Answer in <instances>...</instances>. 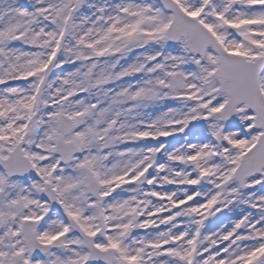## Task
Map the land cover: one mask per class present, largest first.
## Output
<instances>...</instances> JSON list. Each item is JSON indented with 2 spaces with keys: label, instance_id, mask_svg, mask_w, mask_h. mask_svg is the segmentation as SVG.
I'll return each instance as SVG.
<instances>
[{
  "label": "snow or ice",
  "instance_id": "6c2138e0",
  "mask_svg": "<svg viewBox=\"0 0 264 264\" xmlns=\"http://www.w3.org/2000/svg\"><path fill=\"white\" fill-rule=\"evenodd\" d=\"M0 264H264V0H0Z\"/></svg>",
  "mask_w": 264,
  "mask_h": 264
}]
</instances>
